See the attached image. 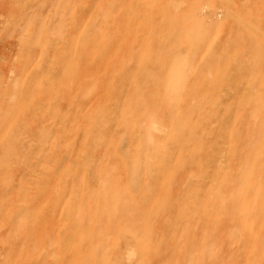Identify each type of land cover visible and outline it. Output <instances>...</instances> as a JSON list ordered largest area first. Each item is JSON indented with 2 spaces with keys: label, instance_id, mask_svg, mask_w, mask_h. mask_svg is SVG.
Here are the masks:
<instances>
[{
  "label": "rangeland",
  "instance_id": "obj_1",
  "mask_svg": "<svg viewBox=\"0 0 264 264\" xmlns=\"http://www.w3.org/2000/svg\"><path fill=\"white\" fill-rule=\"evenodd\" d=\"M0 264H264V0H0Z\"/></svg>",
  "mask_w": 264,
  "mask_h": 264
}]
</instances>
